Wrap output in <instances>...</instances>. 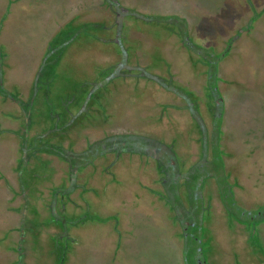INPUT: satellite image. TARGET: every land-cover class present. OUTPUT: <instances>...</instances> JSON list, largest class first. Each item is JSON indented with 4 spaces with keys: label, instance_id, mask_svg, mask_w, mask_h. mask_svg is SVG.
I'll return each instance as SVG.
<instances>
[{
    "label": "rangeland",
    "instance_id": "374dc122",
    "mask_svg": "<svg viewBox=\"0 0 264 264\" xmlns=\"http://www.w3.org/2000/svg\"><path fill=\"white\" fill-rule=\"evenodd\" d=\"M254 3L259 12L252 15L247 0H0V89L2 91V85L6 84L15 93L19 90L27 94L32 89V92L35 90L46 96L43 98L39 94L37 106L33 103L31 107L33 125L38 126L41 121L43 126L59 123V120L49 118L50 110L65 114L67 110L63 108L66 104H70V108L74 105L72 109L75 111L88 105L89 113L86 114L90 116L94 111L93 99H87L88 94L85 96L84 92L99 94L103 90L100 88L103 82L112 75L110 71L119 69L113 67L117 60L116 42H108L113 36L111 33L117 36L116 29L109 24H117L128 14L136 18L130 33L134 43L141 45L137 50L132 49L139 58L152 59L154 64L160 58H168L171 62L168 66L172 67L174 75L179 76L182 72L187 88L198 90L207 79V66L202 63V77L197 79L199 83H195V66L190 62L194 60V53L183 46L184 36L179 28L173 30L158 18L173 14L183 17L188 21L187 32L193 38L190 40L215 50L205 55L214 58L216 64L224 55L213 80L226 109L224 120L220 121L222 151L219 153V147L216 153L219 154L207 167L202 163V170L199 169L193 179L197 181L203 177L200 175L198 178L199 173L208 168L224 179L225 172L218 171L223 157L227 167L231 166L234 175L239 177V204L260 213L264 210V0H255ZM132 10L134 12H130ZM123 42L127 43L125 39ZM161 71L163 73V70L155 72ZM147 88L149 91L144 96H147L144 103L132 102L127 89L123 88L117 94L119 112L124 115L131 111L135 118L132 117L128 124L139 126L145 133L151 129L150 133L155 136L168 135L173 139L177 130L172 129L169 133L164 120L158 117V111H155L154 120L147 121V108H160L157 106L159 101L173 103L177 101L176 97H167L168 91L156 82L147 84ZM70 100L74 103L71 104ZM3 101L0 95V137L7 134V131H2L5 123H11V127L15 124L13 128L19 125L14 116L15 112L19 113V108L15 105L14 108V103ZM78 103L79 106L75 107ZM209 104L203 102L201 107H209ZM174 108L171 104L169 118L176 125L190 121L188 112H178ZM124 117L120 118L123 122L126 120ZM203 118L210 123L206 112ZM10 136L0 139V171L8 168L10 172V187L0 183V264H27L29 261L24 254L16 259L10 250L12 242L18 241L21 216H24L25 208L31 207L29 204L38 207L42 217L50 216V211L43 209L42 205L51 198L50 187H55L66 177L59 170L60 177L64 179L52 174L47 184L43 185L42 180L44 187L42 191L35 192L37 198L33 191H23L18 176L12 171L17 166L14 159L19 155V146L17 140ZM204 139L206 141L207 137ZM229 152H232V158ZM35 163L32 159L28 167L36 168ZM59 163L62 166L63 163ZM136 166L133 163L121 164L122 172L117 180L111 179V175L108 178H90L89 206L82 204L77 215L63 216L64 224L75 219L80 221V225L71 228V236L76 238V242H72L69 248V244L64 242L68 248L67 254L62 250L64 264H185V255L189 258L192 255L193 259L198 246L205 253L209 250V262H221L222 258H227L233 264L234 257L240 264H250L246 234L233 236L237 227L225 222L226 212L219 204L214 183L213 188L207 187V192L212 190L210 201L215 215L209 224L214 237L207 238L211 242L207 246L206 243L201 244L199 231L203 222L206 233V222L212 216L206 207L203 208L204 192L195 188V183L194 189L186 192L187 197L194 195L193 203L189 198L183 199L179 193L168 195L172 205L178 200L181 206L176 209L173 205L176 210L170 211L160 200L162 198L149 190L161 187L157 171L149 170L144 175ZM36 170L35 173L40 168ZM241 207L238 208L239 214L248 217L245 211L240 212ZM181 219H194L197 225L191 228L180 223ZM49 224L42 234L39 231L33 242H28L24 234L23 245L16 248H22L24 253L27 251L34 264H62L56 260L60 256L58 241L53 243L51 237L56 231L62 234L64 230L60 225L57 228L53 223ZM261 227L264 240V225ZM187 229L191 230L189 237L183 234ZM5 234L11 236L6 237ZM216 239L219 241L217 244ZM262 244L264 247V241ZM254 264H264V259L258 256Z\"/></svg>",
    "mask_w": 264,
    "mask_h": 264
},
{
    "label": "flooded vegetation",
    "instance_id": "af4514ba",
    "mask_svg": "<svg viewBox=\"0 0 264 264\" xmlns=\"http://www.w3.org/2000/svg\"><path fill=\"white\" fill-rule=\"evenodd\" d=\"M128 19H131V21H128ZM134 19L136 18L128 15L127 21L125 19L121 22L116 21L117 24L112 22L109 24L116 29L117 36L111 33L113 36L110 35L112 37L108 39V42H116L114 47H116L115 55L117 60L114 63L116 66L114 65L113 67H118L119 69L110 71L112 75L103 82V85L100 87L103 90L99 94L90 91L84 92L85 96L88 94L87 99H93L94 111L90 116L86 114V112L89 113L87 102L85 103L87 106L83 105L82 108L80 107L76 111L72 109L74 105L70 108V104H66L63 108L67 110L65 114L62 112L59 115L60 112L55 113L50 110L51 115L49 118H52L54 121L59 120V123H53L51 126H43L44 123L41 121V124H38V126L37 124L33 125L32 117H30L33 110V108L31 110V107L33 103H36L41 93L38 91L35 92V90L32 92V89L31 91L29 89L27 94L19 90L15 93L6 84L2 85V91L0 89V95L4 99L3 102L8 101V103H14L13 107L15 105V107L19 108V113L17 114L15 112L14 115L15 119L19 121V125L17 128H13L15 124L11 127V123H5L2 131H7V134L6 136L0 137V139L11 135L17 140L18 145L20 144L19 147H22L19 149V155L14 159L17 166L14 169L12 168L13 173L19 178L20 188L23 191H27L29 188L26 186H28V182L30 183L29 179H32L35 186L33 190H29L35 192L42 191L43 185L51 181L50 175L57 174L58 177L61 176L59 170L62 174L65 173L64 177H66V179L60 177V180H64L59 181L60 183L55 187H50L51 198L42 205L43 209L50 211V216L42 217L38 211V207L35 205L29 204L31 207L25 208V214L21 216L20 220L18 243L15 242L14 246L16 259L19 256L22 258L24 254L25 259H29L30 264H34V261L28 257L27 251L24 253L22 248H16L20 247L21 244L23 245L25 235L28 242H33L34 238L38 236L37 233L39 231L42 234L43 229L46 226H50L51 224L49 223H53L54 227L60 225L64 230L62 234L56 231L51 237V241L53 243L58 241V246H60V256L56 260L64 264L65 259L64 255L62 259V250L64 254H67L66 252L70 244L76 242V238L71 236V228L80 225V221L75 219L71 223L64 224L63 216L70 217V215H77L81 210L80 206L82 204H84V207L89 206L90 200H88L87 194L91 190L89 184L91 177L97 176L100 179L108 178L111 175V179L117 180L118 174H120V171L122 172L120 166L123 163L136 164V169L141 173L143 171L145 173L144 175L149 170L154 171L155 169L157 171L159 174L158 181L161 187L160 189L149 187V190L152 193H157L159 198H162L160 200L163 201L166 208L170 211L176 210L173 208L175 205L179 208L181 206L178 200H175V205L173 204V206L172 202L167 199L168 195L172 196L179 193L183 199L188 200L189 198V200H192L190 203H193L192 198L194 195L187 197L186 192L191 191L192 188L194 189L196 183L195 188L201 189L204 192L203 195H206V197L203 196V199L201 197L203 208L206 207L208 209L207 213H212V216L206 222V233H204L203 222L200 224L199 230L202 237L200 242L201 244L206 243L207 246L208 244L210 246L211 243L207 238L214 237V233L209 228V224L213 222V218L215 217L214 209H212L213 207L210 201L212 190L207 192V187L213 188L214 183L220 199L219 204L226 212L227 221L225 222H228L234 228L237 227L234 229L235 233L233 236L237 237L244 233L246 234L245 242L248 244L251 258L247 260L250 264H254L256 257L260 256V258L262 257L264 259V247L262 244L264 240L261 237V233H263L261 226L264 225V210H261L259 213L257 209L252 210L249 207H241L237 197V188L239 189L240 186V184L238 186L239 177L234 175L231 166L229 168L227 167L225 159L223 157L221 158L222 164L221 167H218V171L221 169L225 172V179L230 187L227 185L221 189L217 172L213 174L209 168L199 173L198 178L200 175H203L204 178L201 177L197 181L193 179L198 174V170H202V163L207 167L208 163L214 162L212 159L222 151L219 137L221 141L223 129L220 121L221 119L222 121L224 120V112L226 110L223 104L224 99H222L214 86L209 85L207 79L204 85L198 88V90L187 88L185 74L180 72L179 76L174 75L172 67L168 66L171 62L166 57L160 58L156 64H154L152 59H140L137 52L135 53L132 50H137V46H141L135 44L136 41L134 43V39L131 37L133 30L131 28H133ZM124 39L127 43L123 42ZM190 62L192 65L194 64L193 61ZM196 63H198L197 60ZM199 66L200 68L202 67L201 61ZM159 70H163V73L162 71L156 73ZM207 74L210 76L209 73ZM193 77H196L195 83H199L197 79L202 77L201 70L196 65L195 75ZM152 82L158 83L160 87L167 90L169 93L167 97L173 95L172 99L176 97L177 101L173 103L168 100L163 102L159 101L160 104L157 106H160V108L148 106L147 121L154 120V115H156L155 111H158V117L164 120V127L167 131L170 133L172 129L177 130L178 133L173 139H169L168 135H163L162 137L155 136L150 133L151 129L145 133L146 131H143V129L140 130L139 126L133 125L131 122V124H128V121H132V117H134L131 111H127L124 115L119 112L117 94L121 90L127 89L128 98L132 102L144 103L147 99V96H144L148 95L147 92L149 91L148 88L146 89V86ZM128 86L131 88H128ZM40 96L43 98L46 97L42 96V94ZM70 102L71 104L74 103L73 100H70ZM203 102H210L209 107L202 108ZM171 104L176 107L174 109L178 112H188L190 121L184 125L180 123L176 125L169 118ZM192 104H194L195 108L189 107ZM78 106L79 103L75 107ZM205 112L210 117V123H206L207 120L203 118ZM121 117H124L126 120L124 122L121 121ZM81 118H83V121H80ZM11 119L13 120L14 118ZM204 130L208 131V133L205 134L203 132ZM205 137H207L206 141L204 139ZM219 147V153L216 154ZM229 154L232 158V152H229ZM45 155H50L51 157H46L45 159ZM32 159L36 162V169L40 168V171L35 174L29 171L30 169L33 170L34 167H28ZM59 162L63 163L62 166L58 165ZM8 174H10L8 168L0 171V183L2 182L10 187ZM42 180H44L43 185ZM24 195L26 196L25 193ZM194 205H196V202ZM238 206L244 211H247L248 217L241 213L239 214ZM230 209L234 210V212L230 211ZM244 211L240 212L243 213ZM233 213L235 216H232ZM179 222H183V224H187L190 227L197 225L194 219L193 221L190 219H181ZM190 231V229L183 230V234L187 237L191 236ZM45 232L48 233L47 229ZM64 242L69 244L68 248L66 245L64 246ZM218 242V239H216L215 244ZM233 245L235 244L233 243ZM54 249L53 252H56ZM194 252L195 256L193 259L192 255H190L191 258L185 255V264H231L227 258H222L221 262L216 260L209 262V256H211L209 250L205 253L206 251L199 246L198 249L196 247V251ZM232 260L233 264H240L237 258L233 257Z\"/></svg>",
    "mask_w": 264,
    "mask_h": 264
},
{
    "label": "trees",
    "instance_id": "16d2710c",
    "mask_svg": "<svg viewBox=\"0 0 264 264\" xmlns=\"http://www.w3.org/2000/svg\"><path fill=\"white\" fill-rule=\"evenodd\" d=\"M246 1V0H245ZM248 1V5H249V10L250 11H252V15H254V14H258V7L256 8V5L257 4H255L254 2H255V0H247ZM251 6H252V10H251ZM257 10V11H256ZM262 10H264V9H262ZM130 12H134L133 10L132 11H130ZM262 13H260V15H261ZM126 16H128V14H126ZM143 16H146V13H144V15ZM127 17H125V18H123L122 19V21L123 20H125ZM158 18H161V22L162 23H164L165 25H167V26H171L172 27V29L174 30V28H179V31L183 34V36H184V39H183V42H184V45L183 46H185L186 48H188L189 50H191V52L192 53H194V64L200 69V66H199V63H200V61L203 63V65L205 66H207V68H206V73H209L210 74V76L207 74V82L209 83V85L211 86H213L214 85V83H213V80H214V78H215V75L214 74H216V76H217V72H218V66H219V62L221 61V59L223 58V56H221L220 57V59H218L217 60V64L214 62V58H209V56L208 55H205V54H207L208 52L210 53V51H213V52H215V50L213 49V47H203V45H200V44H198L197 42H192V40H190V39H193L191 36H189L188 35V32H187V29H188V27H187V24H188V21L185 19V18H183V17H179V16H177L176 14H173V15H161L160 17H158ZM119 22H121V21H119ZM107 27H108V24L106 25ZM161 27V26H160ZM211 48H212V50H211ZM225 51V50H224ZM196 60H197V62L198 63H196ZM198 60H200V61H198ZM194 65V66H195ZM214 75V76H213ZM176 83H178V82H176ZM208 86V85H207ZM189 107H191V108H195L194 107V104H192V105H189ZM205 134H207L208 133V131H206V130H204L203 131ZM20 145V144H19ZM19 145H17V146H19ZM20 148H22V147H19V149ZM32 154V153H31ZM217 157V156H216ZM216 157H215V159H216ZM208 164H210V163H208ZM220 164H222L221 163V159H220ZM29 171H31V172H33L34 174H35V171H37L36 170V168H34V170H29ZM29 171L28 170H26V172H28L29 173ZM216 173V172H215ZM28 179V178H27ZM218 182H219V184L221 185V189L222 188H224V187H226L227 185H228V182H227V180L224 178V179H222V178H219V176H218ZM227 183V184H226ZM34 186H35V184H34V182H32V181H30V183L28 182V186H27V188H29V189H31V190H33V188H34ZM228 187H230V185H228ZM227 187V188H228ZM33 195L35 196V198L37 197V194H35V191H33ZM225 193V192H224ZM239 207H237V209H238ZM176 209H179V207H177ZM241 211H244L243 209H240ZM178 211V210H177ZM230 211H232V212H234V210H232V209H230ZM245 213H247V211H245ZM183 220V219H182ZM5 233V232H4ZM38 234V233H37ZM6 235V237L7 236H11V235H8V234H5ZM189 237V236H188ZM18 243V242H17ZM14 246H15V242L13 243L12 242V248L10 249L11 250V252L12 253H14V254H16L15 253V250H14ZM16 256V255H15ZM27 261H29V262H27V264H30V260L29 259H27Z\"/></svg>",
    "mask_w": 264,
    "mask_h": 264
}]
</instances>
